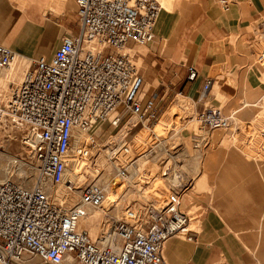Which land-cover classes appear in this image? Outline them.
<instances>
[{"label":"built area","instance_id":"built-area-1","mask_svg":"<svg viewBox=\"0 0 264 264\" xmlns=\"http://www.w3.org/2000/svg\"><path fill=\"white\" fill-rule=\"evenodd\" d=\"M73 1L79 32L63 33L51 57L33 59L21 82L14 85L11 100L0 103V150L21 128L22 145L38 169L32 187L0 177V264H64L68 257L71 264H164V248L171 236L183 234L194 241L197 232L182 206L183 191L189 186L182 175L186 146L156 131L165 98L146 94L141 66L135 53L127 50L132 49L130 43L145 46L155 39L162 4L159 0ZM220 4L227 9L229 1ZM258 27L264 34V20ZM13 58V49L0 43V71ZM188 72V81L199 77L193 64ZM213 84V78L205 81L203 96ZM201 103L204 107L199 111ZM192 109L190 118L197 119L199 126L191 141L200 153L210 142L211 131L229 127L232 116L221 107H207L202 99ZM97 126L102 130L95 134ZM76 130L89 133L77 150ZM99 153L116 170L109 188L113 199L103 183L105 167ZM149 154L163 174L183 180L170 185L161 202L150 195L144 203H126L125 186L134 178L132 169H140L141 158L148 162ZM152 175L141 169L138 186L149 184ZM88 207L105 210L98 236L81 226L90 217ZM103 235L113 241L103 243Z\"/></svg>","mask_w":264,"mask_h":264},{"label":"crops","instance_id":"crops-1","mask_svg":"<svg viewBox=\"0 0 264 264\" xmlns=\"http://www.w3.org/2000/svg\"><path fill=\"white\" fill-rule=\"evenodd\" d=\"M220 1L181 0L175 11H160L154 28L155 39L145 45V51L137 54L147 95L158 93L170 98L178 90L185 92L189 100H197L207 79L213 78L215 82L224 69L234 73L251 65L256 51L249 44L256 41L258 24L264 20V0H228L227 9L222 8ZM66 6L67 0H0V43L11 47L17 55L6 77H0V81L9 76L10 80L12 77L19 80L22 71H29L33 59L51 56L55 48L52 44L46 45L48 31L57 24L59 12ZM60 38L58 31L55 44L60 43ZM192 64L197 67L199 76L193 82L187 77L188 67ZM221 150L227 155L229 149ZM221 150L216 148L214 154ZM230 154L227 155L230 161L220 164L222 157H219L215 164L216 188L221 192L232 188L228 192L229 199L223 195L216 205L224 221L233 229L244 230L248 235L257 233L256 252L260 253L261 264H264V245L261 250L260 238L264 235V197H260L264 190V165L260 167L261 174L238 179L233 174L245 156ZM186 157L183 166L194 179L191 191H195L207 178L212 157L201 159L197 152ZM248 205L252 209L258 206L255 208L257 213L251 215L253 223H238L234 220L236 207L244 211ZM221 220L218 216L208 215L203 220L202 232L194 234L197 238L194 242L179 234L171 236L165 244L164 264H241L237 260L239 250L223 229ZM251 226L255 232L251 231ZM223 257L225 261L221 263ZM67 263L71 264L72 259Z\"/></svg>","mask_w":264,"mask_h":264},{"label":"rangeland","instance_id":"rangeland-1","mask_svg":"<svg viewBox=\"0 0 264 264\" xmlns=\"http://www.w3.org/2000/svg\"><path fill=\"white\" fill-rule=\"evenodd\" d=\"M159 1L162 4V12L175 11L179 3L181 2V0ZM58 15L60 16V18L56 20L57 24H53L50 27L48 31L49 37L46 40V45L52 44L55 50L60 45V43L55 44L58 31L60 32V37L65 32H79V19L76 15V6L73 0H67V6L64 7ZM129 46H131L132 49L127 50H129L131 53H135L138 65L142 66L140 60L137 58V54L138 52L145 51L147 47L144 45H135L133 43H130ZM249 46H251L256 51V55L253 57L251 65L241 69V71L239 72L234 73L228 69L222 70L216 76L214 84L208 91V93L210 92V99L208 102L204 101L206 106H217L223 108V110L226 111L227 114L232 116V120L230 123L231 125L229 127H226V129H214L213 131H211L209 137L210 142L206 146H204V154L202 156H199L201 157V159L207 156L206 160H210V158L212 157L213 162L208 169V176L205 180H203L201 185L195 191H191L190 189L192 187L193 180L189 178L184 179V181L188 182L189 186L187 190L183 191L182 206L184 210L189 212L190 214V227L194 229V231H198L199 233L202 232V225L204 222L203 220L207 218L208 215H210L211 217L213 215L218 216L220 219H222L221 221H223V229L227 231L229 237H232L233 245L236 246L239 250L240 256L237 258V260L241 264H261L262 256H260L259 252V254H257L256 250L258 251V248L255 247L256 244L259 243L257 233H249L248 235L246 234V232H244V230L238 232V230L236 231L235 229H233L228 223H226V221H224L222 214L218 210L216 205L218 202L222 201L223 195H225L227 199H229L230 195L228 192H230V190L232 189L227 188L224 189L223 192H221L220 189L216 188L218 173L216 172L215 164L220 160L219 157H222L220 164H224L228 160L230 161V158H228V156H231L230 152L242 157L245 156L243 161H241V165L233 174L238 179H242L243 177H245L246 179H250L255 175L261 174L262 171L260 170V167L264 165V56L260 57V55L264 52V34L258 33L256 41L250 42ZM25 73L26 71L21 72L22 78ZM10 78L11 77L9 76V78L0 81L1 104L5 103L9 98L13 84L17 83L20 80H16L14 79V77H12L13 83L9 84L8 81H10ZM177 92H174L175 94L170 98H165V102L163 103L162 108L163 112L159 123H157L156 125V131H158L160 135H171V137L179 131V133L181 134L176 137H172L171 140L177 143L181 142L185 144L187 147V153L185 151L184 156L185 153L189 156H192L196 152L192 149V145L194 146V143L193 141H191L190 137L192 132L191 129H189L187 126H189V122H193V119L190 117L194 109H192L193 107L191 101L188 98L182 97L180 94L177 95ZM182 93L184 95H187L183 91ZM198 97L201 99V97H203V93H201ZM178 100V104H184V108L175 106ZM203 107L204 104L201 103L198 106L199 111H202ZM163 114H165L166 116ZM170 114H172V116ZM167 116H169V118ZM185 116L186 118H184ZM195 121L197 122V119H195ZM198 123L199 122H197V124ZM165 127L171 128L172 131L170 134L166 133ZM193 127H196V125L194 124ZM23 132L24 131H22L21 128L15 130L13 139L9 143L4 142L5 146L3 145L0 150L1 166L3 169H5L9 164V173L12 171V167L10 166L11 162L14 159V163L16 166L23 159L30 161L32 166L37 165L34 160H31V158L28 156L26 148L22 145L21 137ZM146 133L147 131L145 129L141 133V136L146 135ZM138 136H140V134ZM99 141H103V136L101 137V139H99ZM216 148H218L219 150L228 148V156L223 153L222 150L217 154H214ZM98 159H100L102 162H105V160L102 159L101 154L98 155ZM182 160L184 164V157L182 158ZM150 164H152V162ZM157 165L159 166L158 172L154 174L152 173V181L149 184L143 185V191L147 190L146 196H153V194H156V192L158 191L160 193L161 191H165V193H168L170 191L169 188L171 186L168 184L166 175L163 174V168L160 163H158ZM22 168L23 171H25L26 174L30 177V182L27 185L31 186L34 183V180L36 181L38 179V171L36 174L35 169H33L32 167L22 166ZM182 170L184 171V173L186 172L188 174L185 169L182 168ZM13 173L15 176H18L21 171L18 173V168H14ZM200 173L201 175H204L203 170H201ZM155 179L157 182V186L153 185V183H155ZM202 179L203 178H201V180ZM11 180L14 181V179L12 178ZM17 181L19 184H21V182H23L24 184L25 182H27V180L23 181L21 178ZM126 191L127 192L124 195L126 203H131L134 200L143 202L144 194L137 192L132 187L127 188ZM165 193L163 192L164 195ZM260 197H264V190H261ZM247 207L248 208L244 211L239 209V206L236 207V211L234 212V220H237L238 223L247 222L252 224L253 220L251 218V215L257 213L255 208L257 209L258 206H255L254 209H252L249 205ZM224 208L225 207H223V209L221 210L223 211ZM99 217L100 212L99 215L85 222L86 227L89 228L93 236H98L100 233ZM251 231L255 232L256 230L254 231V227L251 226ZM180 236L183 239L190 241L185 237V235L180 234ZM261 237L262 250L264 245V235L260 236V238ZM194 238V241L197 240L196 237ZM254 247L255 249H253ZM224 261L225 258L223 257L221 263ZM64 264L68 263L64 262Z\"/></svg>","mask_w":264,"mask_h":264},{"label":"bare ground","instance_id":"bare-ground-1","mask_svg":"<svg viewBox=\"0 0 264 264\" xmlns=\"http://www.w3.org/2000/svg\"><path fill=\"white\" fill-rule=\"evenodd\" d=\"M88 47H90V48H92L94 50L97 48L94 45H89ZM16 56H17L16 55V52L14 51V58H13V60L11 61V63L9 64V66H7L6 68H4L3 70L0 71V75L5 76L6 72L11 67L12 63H14V61L16 60ZM2 76H0V77H2ZM21 79L17 83L13 84V86L11 88L10 96L7 99V101L5 102V104L8 103L11 100L12 95H13V87L16 84H19L21 82ZM8 83L9 84H12L13 82H12V80H10V81H8ZM181 96L184 97V98H186V95H181ZM208 98H209V93H206L203 97H201V99L203 101H205V102H208L209 101ZM198 99H200V98H198ZM197 100H193V101L190 100L191 103H192V107L194 106V104L196 103ZM178 103H179V100L177 101V104L175 106H178L179 108H184L183 107L184 104L180 105ZM173 107H171V108H173ZM168 109H169V107H168ZM171 110H169V111H171ZM172 114H170V115L172 116ZM163 115H165V114H163ZM167 117L169 118V116H167ZM192 121L193 122H191V123L189 122V124H188L189 126H187V127L189 129H191V132L193 133L194 130H197L198 129V126L199 125L197 124V122L195 121V119H193ZM192 124L193 125L195 124L196 127H193ZM101 130H102V128L99 127V126H97V129L95 130V134L100 133ZM179 134H181V133H179V131H178V133H175L172 137H176ZM75 136L76 137H75L74 144H75L76 150H77V148H79L81 146V144L88 139L89 133H87V132H85L83 130H76ZM190 137H192V135ZM186 149H187V147L185 148V150L183 152H185ZM192 149L194 150L193 145H192ZM186 153H187V151H186ZM186 153H185V156H184V153L182 154V157H184V162H185V158H187L186 156L188 155ZM99 154H101V153H99ZM203 154H204V151L202 149V151L200 153H198V155L199 156H202ZM101 157H102V159H104L103 153L101 154ZM148 157L150 158V160L148 162L146 161L147 157L146 158H141L139 160L138 164L140 166V169H138L137 167H135V168L132 169V175H133L134 178H131V180L128 183V186H125L126 189L132 187L137 192H139L141 194H144L143 199H147L148 195L146 196L147 190L143 191L144 189H142V187H139L138 184H137V182L140 179V177H139L140 170L144 168V170H148V171H150L151 173L154 174V173H157L158 172V167H159L157 165L158 163L155 161L156 158L154 156H152V155L149 154ZM104 160H105V162L103 161V163H104V167H105V172H104V177H103V183H104V185H105V187H106V189L108 191V195L110 196L111 199H113L114 198L113 197V192L109 188H110V181H111L112 178H114V176L116 174V170H115V167L110 162H108L106 159H104ZM14 162H15V159L11 162V166L10 167H12V171L10 173H9V164H8V166L5 169H3L2 166H1V163H0V171H1V176L0 177H1V179L2 180H6V179H11L12 178V179H14L15 183L19 184L17 180L21 178L23 181L24 180H27V182H25V184L23 182H21V184H19V185L26 186V187H32L34 185V183H35V180H34V183L31 186H28L27 185L30 182V177L26 174L25 171H23L22 166L32 167L33 169H35V172L37 174V171H38L37 165L32 166L31 162L30 161H27L26 159L21 160L20 163L17 166L15 165ZM151 162H152V164H150ZM14 168H16V169L18 168V173L21 171V173H19L18 176H15L14 175V173H13L14 172ZM182 168L185 169L184 166H182ZM185 174H182L183 175V178L184 179L185 178H189V179L193 180L192 181V187H193L194 179L192 178V176L189 173H188L189 174V177H188V174L186 172H185ZM166 178H167L168 184L169 185H172V186H178L182 182V180H183L180 176L178 177V175H176V174L167 175ZM156 179H155V183H153V185H155V186H157ZM192 187L190 188L191 190H192ZM45 188L47 190H49L50 189V185L46 183L45 184ZM163 192L165 193V191H163ZM163 192L161 191V193H160L158 191V192H156V194H153V196H154L153 198H154V200L156 202H161L163 200V198L165 197V195L163 194ZM88 208H89V212H90V217L88 219L83 220V222H81V226H82V228L85 227V228H87L89 230V228L86 227L85 222L88 221V220H90L91 218L99 215V212H100V217H99V224H100L101 223L100 218L102 217V215H103V213H104L105 210H104L103 207H99V208L88 207ZM116 215H118V213H116ZM101 226L102 225L100 224V232H101ZM101 240H102L103 243H107V242L113 241L112 240V237H109L107 235H103ZM68 259H72V258L71 257H68ZM68 259L66 260V262L68 261ZM72 261H73V259H72Z\"/></svg>","mask_w":264,"mask_h":264}]
</instances>
